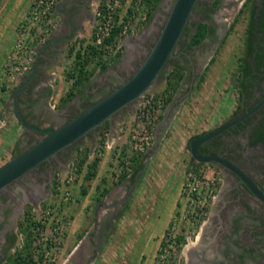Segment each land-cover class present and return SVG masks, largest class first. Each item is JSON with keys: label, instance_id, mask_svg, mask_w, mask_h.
Here are the masks:
<instances>
[{"label": "rangeland", "instance_id": "rangeland-1", "mask_svg": "<svg viewBox=\"0 0 264 264\" xmlns=\"http://www.w3.org/2000/svg\"><path fill=\"white\" fill-rule=\"evenodd\" d=\"M172 1L158 0L152 9L150 18L147 17L141 24H136L132 33L127 30V34L119 40L116 48L108 50L104 54L108 62L105 69H101L95 62L88 64L94 72L84 86L83 92L87 90L89 94L79 100L73 99L71 104L73 103L77 109L83 110L85 108L83 103L93 102L105 95L131 74L133 70H113L116 68L115 62L119 56L115 59L108 57L116 49L123 52L127 46H135L139 34L147 26V23H150L147 26L150 29L158 24V30L154 36L156 37ZM241 1L237 0L239 5ZM99 2L100 0H93L90 5L95 16L90 33L87 34L88 32L84 30L83 34L86 35L78 33L72 37L63 47L55 65L49 70H36L32 77L39 79V77L37 78L38 72L41 77L46 76L45 82L42 80L39 82V84L45 85L38 94L35 93L34 98L37 101V112L40 117V110L46 109L43 117L38 119L43 126L48 122H51L52 126H58L81 111L78 110V112H74L75 114L72 113L64 117L63 108L68 101L59 105V100L68 84L64 78V72L71 67L73 62V55L68 54V48L75 38L90 39L95 23L99 19L96 14ZM233 3L229 0H222L218 4L215 14L218 21L224 20L227 23L231 21L238 9V3ZM230 5L233 10H229ZM124 7L123 1L118 8L119 13L124 12ZM243 9L238 13V19L226 32V35H223L224 32H220L223 38L220 40L217 50L214 49V46L212 48L204 46V48H197L198 50L194 51H191L192 48L186 49L187 55L180 53L177 64H187L186 56H191L194 60L197 58L198 69H200L194 70V72L196 74L202 72V75L195 84V82L192 83L189 73L186 72L169 102L163 108L157 107L156 117L153 124L150 125L149 137L141 138L142 134L137 133L139 143L143 142L142 149L131 148L132 134L140 132L137 131L141 125L138 108L144 104L146 98L163 88L167 73L174 66L172 62L165 64L142 96L117 111L108 120L106 130L99 125L89 131L86 136L71 144L67 151L62 152L63 154L58 152L56 156L51 157L53 159L50 166L47 165V167H51L50 173L54 183L51 182L50 191L40 202L31 200V204L24 205L29 201V197H25L23 184L19 181L12 183L13 185L8 189L9 192L5 187L0 191L2 192L0 193V236L2 230L8 229L12 230L14 234L17 232L16 236L18 237L15 244H0L3 261L8 260L12 252L23 242L24 234L20 232L18 225L22 219L24 208L29 205L35 220L44 221H41L45 224L40 234V236H44L42 240L46 241L51 237L54 239L53 244H57L55 249L57 258L54 264H91L94 258L103 256L101 253L104 248L111 243L120 246L125 243L131 244L140 257L139 264H154L165 230L167 228L169 230L173 223L172 232L176 234L182 232L186 238L184 241H180L179 248L175 249L171 264H228L230 261L237 264L236 260L231 257L230 251H220L219 248H216L218 245L211 246L209 244L216 235L222 240L230 242L228 250L237 252L240 249L239 244L245 243L253 248L252 251L245 254L244 264H264V230L261 228L262 219L257 217L259 215L242 214L241 218L231 216V220H228L226 216L222 217L218 213V202L222 197L221 188L227 184L222 171L212 162H203L197 173L194 170L186 169L191 162L188 139L194 133L216 125L217 122L225 118L224 115L233 104L231 99L236 98L237 91L234 90L233 85L230 86V83L232 72L237 70V56L240 54L239 48L246 21L247 7ZM19 10L20 13L23 12V4ZM188 33L191 32L188 30ZM206 40L209 41L210 38ZM212 53H214V59L209 61L208 58ZM35 56L36 52L34 61ZM204 64L205 69L201 70ZM11 73L9 74V70H4V74L10 77L13 84L7 94V110H12L11 100L14 89L23 79L29 77L31 70H11ZM190 86L191 88H189ZM81 94H76L73 97L81 96ZM158 113H161L160 117L157 116ZM29 117L32 116L29 115ZM7 127V120L0 118V130ZM29 130L19 124L17 134L22 137L11 144L13 148L10 156L31 145L40 136L31 137L25 143L26 132ZM100 132L106 134L102 144L98 141ZM18 145L20 146L17 150ZM81 146L88 151V160H91L94 155L100 157L97 174L89 180H84L81 174L78 175L73 166V162L77 159V150ZM137 152H140L142 165L131 178L129 175L132 162L130 156L133 155L135 158ZM122 155H124L123 161H120ZM123 170H126L128 175L119 181L118 175ZM188 172L198 174L196 176L199 180V195L203 194L206 198V214L198 222L192 221L191 211L188 210L190 196L187 193L189 185L186 183H191ZM102 173L108 175L104 182L108 191L104 195L100 194L101 186H104L100 180ZM26 175V180H29L30 172ZM96 185L99 187L97 188ZM81 186L84 187L83 191ZM210 187L213 189L208 196ZM15 201H19V203L16 204ZM46 208H49V212ZM13 210L18 211L14 213ZM234 210L237 211V214L242 213L240 208L234 207ZM168 219L169 224L167 223ZM57 224L58 232L55 229ZM228 235L232 236V240L227 238ZM40 241L41 238H39ZM46 243L44 242V246ZM222 243L221 241L220 244ZM241 247L243 246L241 245ZM130 254L132 256L129 250L126 256L130 257Z\"/></svg>", "mask_w": 264, "mask_h": 264}, {"label": "flooded vegetation", "instance_id": "flooded-vegetation-1", "mask_svg": "<svg viewBox=\"0 0 264 264\" xmlns=\"http://www.w3.org/2000/svg\"><path fill=\"white\" fill-rule=\"evenodd\" d=\"M89 1L92 2L93 0H76L75 3L70 4L71 8L66 10V12L70 13V15L72 16L81 17V15H83L84 12L88 10L87 6L85 5ZM212 1L213 0H197L190 18L184 28V31L177 43L174 55L171 56L167 61V63L172 62V64L174 65L173 67L177 66L183 71L182 77H184V75H186V72H188L190 75L189 79L192 81V83L195 82V84L202 75V72L200 74H196L194 72V70L200 69H198L197 65L198 60L197 58L194 60L191 56H186V62L188 63L185 65H178L177 61L180 53L182 52L187 55V53H185L186 49L192 48L191 51H194L198 50L197 48H204V46H211L210 48L214 46V49L217 50V48L220 46V40L223 38V35H226V32L230 29L231 23L238 15L240 8L243 6L244 2H246V0H242L239 5L237 0H229L231 3L234 2L233 4L238 3V9L237 12H235V14L233 15L231 21L227 23L224 20H217L215 14L218 5H214ZM221 1L222 0H220L219 3ZM252 1L255 4L254 17L251 20L248 19L249 9L247 10L245 16V25L249 22L252 23V27L250 29L251 31L247 32L244 35L246 41H244L243 43L241 41V45L239 48L240 54L237 56V70H234L232 72L230 83V86L233 85V87H235L234 90H236V88L238 89L236 90V98L231 99L233 104L231 105V108L228 110L226 115H224L225 118H223L220 122H217L216 125H212L205 130L194 133L193 135H201L217 127L218 125L223 124L229 119L243 114L251 107H253L264 96V0ZM66 2L68 1H64V3ZM232 5L228 7L229 10H233L231 8ZM63 19H66L65 15H63ZM201 21L207 22V27L212 30H210L205 35L200 43L188 46L186 41L188 42L189 36L187 37L186 28L189 27V31L192 33L194 28ZM149 24L150 23H147V26H149ZM147 26L139 34V38L138 40H136V45L127 46L125 50L121 52V54L119 55V59L115 62L116 68H114L113 70H133L134 67L141 61V59L145 55V52L153 43L155 33L158 30V24L152 29H150V27L147 28ZM220 32H224L223 35L220 34ZM207 38H210V40L207 41ZM63 43L64 39H56L47 44L43 48L42 54L39 58L35 70H47V68L52 65L56 58H58L61 50V45ZM213 56L214 53L209 56V61ZM32 67L30 68V70L32 69ZM204 69L205 64L203 65L201 70ZM237 71H239V73H237ZM37 74V78L39 77V79L32 78L33 80L30 79L29 81L25 82L20 88L18 94V107L21 115H24L26 117L25 119L28 122L35 125H42L38 119L43 117L44 111H46V109L44 108V111L40 110V117L39 113L37 112V101L34 98L35 95L38 94L45 85L41 83L39 84V82H41V80H46V76L41 77L40 72H38ZM25 80L26 79H23L20 83H23ZM236 84L238 85L236 86ZM191 86L189 88H191ZM88 94L89 92H87V90H84L81 96H75L69 99L63 108L64 117H67L70 114L81 110L77 109L75 105H73V103L71 104V102L74 101L73 99L79 100ZM87 102L89 103V101H86L85 104L83 103L85 107L89 105ZM29 115L32 117H29ZM47 126H52L51 122H48L46 123V125H44V127ZM26 135L27 136L24 141L25 143L29 141L31 137L36 138L38 135L41 136L42 134L37 133L33 129H30L26 132ZM19 146L20 145H18L16 149L19 148ZM68 149L69 146L60 150L59 153L63 154L62 152L67 151ZM198 149L201 153H215L228 159L229 161L237 165L261 190L264 191V102L254 111L245 116L242 120L216 134L209 140L201 143ZM20 151H17V153ZM52 159L53 158L43 161L42 163L28 171L27 173L30 172L31 175L29 180H26L27 173H25L5 186V189H10L13 185L12 183L19 181V183L23 184L25 197H29V201L25 202L24 205L26 203L31 204V200H37L40 202L43 197L50 191V187L52 185L51 182H53L50 173L51 167H47V165L50 166ZM212 163L222 171L223 176L226 178V181H224L225 183L227 182V184H224L221 188L222 197L218 202L219 215H221L222 217L226 216L228 220L232 218L231 216L241 218L242 214H252L254 216L259 215L257 217L262 219L261 228L264 230V203L257 199L249 191V189L240 181L239 177L235 173L224 167V165H222L221 163ZM0 191H2V189ZM15 203L17 204L19 203V201H15ZM234 207L242 209V213L237 214V211L234 210ZM17 211L18 210H13L12 212L17 213ZM253 211L255 213H252ZM13 235L15 236L14 239ZM16 235L17 232L14 234L12 230H2L0 236V244H15L18 239ZM217 236L218 235H216V237L214 236V239H212L209 244L211 246L218 245L216 248H219L220 251H230L231 257L236 260L237 264H244L243 260L246 256L245 254L249 252L248 249L250 248V246L246 243L239 244L240 249L237 252L231 251L228 250L230 242L226 241L225 239L222 240ZM231 237L232 236L230 235L227 236V238L232 240ZM221 241L223 242L222 244H220ZM241 245L243 247H241ZM1 254L2 250L0 248V258ZM228 264H233V262L230 261Z\"/></svg>", "mask_w": 264, "mask_h": 264}, {"label": "water", "instance_id": "water-1", "mask_svg": "<svg viewBox=\"0 0 264 264\" xmlns=\"http://www.w3.org/2000/svg\"><path fill=\"white\" fill-rule=\"evenodd\" d=\"M196 2L197 0H173L157 36L131 74L105 95L96 99L83 110L58 126L44 127L43 125L31 124L21 115L18 107V94L20 88L34 76L42 49L51 41H54L55 38L49 37L44 41L36 50L31 74L23 83L16 86L11 100L12 112L20 124L42 135L31 145L13 154L0 165V190L43 161L56 156L60 150L70 146L81 137L86 136L89 131L99 126L105 120H110L117 111L132 104L137 98L142 96L157 78L168 59L174 55V50ZM71 37L72 36H70V38ZM263 102L264 96L243 114L229 119L223 124L201 135L190 137L188 145L194 160L200 163H221L224 167L235 173L249 191L264 203V191L261 190L237 165L218 154L210 152L201 153L198 149L201 143L242 120Z\"/></svg>", "mask_w": 264, "mask_h": 264}, {"label": "trees", "instance_id": "trees-1", "mask_svg": "<svg viewBox=\"0 0 264 264\" xmlns=\"http://www.w3.org/2000/svg\"><path fill=\"white\" fill-rule=\"evenodd\" d=\"M104 0H100L98 7L101 8ZM146 4L148 5V18L151 17L152 9L155 7L158 0H144ZM220 0H213L212 3L214 5H218ZM244 7H247L248 11V19H253L254 17V8L255 4L252 0H246L244 2L243 6L240 8L239 12L243 11ZM103 10V9H102ZM104 9L102 12H105ZM118 15H114L115 23L112 25L111 29L109 30L108 35L104 36L101 42L97 43L95 42V35L92 32L90 39H87L85 37L75 38L73 42H71L69 48H68V54L73 55V62L71 67L68 70H65L64 72V78L67 81L66 89L63 92V94L60 96L59 105H62L66 103L69 99H71L74 95H79L83 92V88L86 85V83L89 81L91 76L93 75L94 70H91L88 66L90 62H95L100 66L101 69H105L107 67V60L106 56L104 54L111 49L116 48L117 43L119 40L124 36V33L122 32V25L125 21L117 22ZM238 19V16L235 17L233 22L230 25V28L234 25V22ZM207 22L201 21L197 24V26L194 28L192 33H188V30H190L189 27L186 28V34L189 36V40L187 42L188 46L198 44L202 41V39L205 37V35L212 29H209ZM252 27V23H246L244 30H243V36H242V43L246 41L245 34L247 32H250ZM95 30V26L93 28ZM87 40V41H86ZM121 54V50L116 49L113 51V53L108 57L111 59L117 58ZM214 57L211 58L210 61H212ZM239 73V71H237ZM183 76V71L175 66L169 72L166 76V81L163 86V88L157 92L153 93L150 96V102H147L144 106V109L147 110L148 108L152 107H158L163 108L171 99L172 94L177 89L180 80ZM239 77V76H238ZM238 84H236L237 86ZM236 90H238L236 88ZM92 102H89V105ZM20 112V111H19ZM161 113H158V117H160ZM24 116V115H23ZM24 118H26L24 116ZM26 120V119H25ZM107 122L108 120H105L103 123L100 124L101 128H104L106 130L107 128ZM20 123V122H19ZM105 132H100V138L99 143L102 144L104 142L105 138ZM195 136V135H192ZM191 136V137H192ZM189 141V139H188ZM188 144V143H187ZM189 147V145H188ZM120 156V155H119ZM123 156L120 157V161H123ZM76 160L73 162V166L75 168V172L77 174H81V177L84 180H89L91 178H94L97 174V167L100 163V157L97 155H94L91 160H88V151L85 148L79 147L77 150ZM130 160L132 161L131 164V172L129 175L131 178L133 177L135 171L138 170V168L142 165V159L140 157V152H137V156L133 158V155L130 156ZM190 164L186 168L187 170H194L196 173L200 167V162L193 159V157L190 155ZM128 175V172L126 170H123L118 175V180L121 181L122 179L126 178ZM101 182H105L106 179L104 177L100 178ZM54 183V180H53ZM217 185V184H216ZM98 188L99 185H96ZM81 190H84V187L81 186ZM108 191L107 186L104 183V186H101L100 194L104 195ZM45 224L41 223L39 220H35L31 207L28 205L24 209V214L22 216V219L19 221L18 228L23 236V242L20 246H18L10 255L8 260L3 261L2 258H0V264H36V259H41V252L44 248V242L46 243V246H49L53 244L52 239L48 238L46 241L42 240L39 242L40 238V231L44 229ZM161 241L160 246L166 242V235L168 233V228L165 230ZM14 236V235H13ZM15 236L13 237V239ZM175 245L176 248H179L180 241H184L185 237L182 232H179L175 236ZM38 240V241H37ZM171 250V249H170ZM253 248H249L248 251H252ZM158 252H160V247L158 248Z\"/></svg>", "mask_w": 264, "mask_h": 264}, {"label": "built area", "instance_id": "built-area-1", "mask_svg": "<svg viewBox=\"0 0 264 264\" xmlns=\"http://www.w3.org/2000/svg\"><path fill=\"white\" fill-rule=\"evenodd\" d=\"M59 0H31L28 9L26 10L23 18L20 20L19 27L16 32V37L12 42L10 49L8 50L5 57L2 59L0 68L3 70H30L34 64V54H35V43H42L46 41L56 26V12L55 6ZM124 1V12L119 13L118 8ZM105 9V12H102ZM148 5L144 0H104L102 7L97 9L96 14L99 19L95 23V30L93 31L95 35V42L99 43L104 36L108 35L109 30L115 23L114 15H118L117 22L123 21L122 32L124 35L127 34V30L131 33L135 29L136 24H141L148 17ZM100 17H103L100 19ZM150 98V97H149ZM146 98L142 106L138 108V118L141 121L140 128L132 134L131 144L132 149H142L143 142L138 141V134H142L141 138L147 139L150 133V125L156 117L157 107L144 109L147 102L150 99ZM138 133V134H137ZM191 177V183H186L189 185L187 193L190 198L188 199V210H190V217L192 221H200L201 217L206 214L205 203L206 198L203 194L199 195V180L194 172H188ZM200 174V172H199ZM189 178V177H188ZM210 187L208 196L212 191ZM205 193V190H203ZM193 206H190L192 205ZM49 212V208H46ZM44 222L43 220H41ZM174 224V223H173ZM171 225L165 239L166 242L160 247V252H158V257L154 264H171L172 257L175 253V236L176 233L172 232L174 225ZM58 232V224L55 226ZM42 230L40 231V234ZM186 238V235L184 234ZM41 239L44 238L43 235L40 236ZM51 238V237H50ZM52 239V238H51ZM54 241V239H52ZM181 242L179 243V245ZM56 243L51 244V246H44L41 256L42 258L36 259V264H54L57 258ZM171 249V250H170Z\"/></svg>", "mask_w": 264, "mask_h": 264}, {"label": "crops", "instance_id": "crops-1", "mask_svg": "<svg viewBox=\"0 0 264 264\" xmlns=\"http://www.w3.org/2000/svg\"><path fill=\"white\" fill-rule=\"evenodd\" d=\"M64 1L66 0H59L56 4L57 7L55 6L57 23L50 36L54 37V40L64 39V43L61 45L60 53H62L65 44H67V42L70 41L72 37L76 36L78 33L83 34L84 30H86L88 32L86 33L89 34L95 19L94 13L90 7L93 1L87 2L85 6H87L88 10L85 11L84 14L81 15V17H75L66 12V10L71 8L70 4L75 3L76 0H67L68 2L66 3H64ZM30 2L31 0L0 1V64L16 37V32L19 27L20 20L28 9ZM22 4L23 12L20 13L21 11L19 10V8H21ZM63 15L66 16L65 20L63 19ZM70 36L72 37L70 38ZM42 43L35 44V52L39 48V46L42 45ZM56 60L50 67L55 65ZM50 67L47 68V70H49ZM0 79H2L0 81V118L7 120L8 123L7 128H4V130H0V164H2L11 157L10 154L13 148L11 144L13 143V141H18V139L22 136H18L17 134L20 124L19 121L14 116L12 110L6 109L8 90L12 87L13 84L10 77L4 74V70L2 68H0ZM101 177L107 178L108 175L107 173H102ZM169 219L167 221L168 224L170 223ZM132 247L133 245H129L126 243L122 244V246L111 243L109 244V246L104 248L103 253H101L103 254V256L94 258V260L91 261V264H139L140 257L136 253L137 250L135 251ZM129 250L131 251L132 256L130 254V257H127L126 254Z\"/></svg>", "mask_w": 264, "mask_h": 264}, {"label": "bare ground", "instance_id": "bare-ground-1", "mask_svg": "<svg viewBox=\"0 0 264 264\" xmlns=\"http://www.w3.org/2000/svg\"><path fill=\"white\" fill-rule=\"evenodd\" d=\"M207 225V224H206ZM204 228V227H203Z\"/></svg>", "mask_w": 264, "mask_h": 264}]
</instances>
